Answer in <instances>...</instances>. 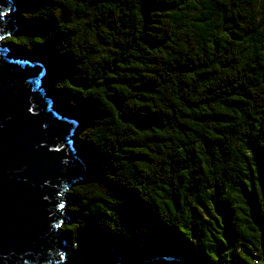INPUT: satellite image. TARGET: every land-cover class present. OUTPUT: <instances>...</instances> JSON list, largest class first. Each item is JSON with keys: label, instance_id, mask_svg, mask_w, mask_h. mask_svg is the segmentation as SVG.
I'll use <instances>...</instances> for the list:
<instances>
[{"label": "trees", "instance_id": "16d2710c", "mask_svg": "<svg viewBox=\"0 0 264 264\" xmlns=\"http://www.w3.org/2000/svg\"><path fill=\"white\" fill-rule=\"evenodd\" d=\"M257 1L196 0L188 17L193 0H14L3 43L43 65L45 89L77 122L85 177L67 190L65 242L89 234L122 258L264 264Z\"/></svg>", "mask_w": 264, "mask_h": 264}, {"label": "water", "instance_id": "95a60500", "mask_svg": "<svg viewBox=\"0 0 264 264\" xmlns=\"http://www.w3.org/2000/svg\"><path fill=\"white\" fill-rule=\"evenodd\" d=\"M14 0H0V39L14 34ZM0 44V264H190L122 258L89 234L65 242L67 190L85 177L77 122L43 85L44 67Z\"/></svg>", "mask_w": 264, "mask_h": 264}, {"label": "rangeland", "instance_id": "374dc122", "mask_svg": "<svg viewBox=\"0 0 264 264\" xmlns=\"http://www.w3.org/2000/svg\"><path fill=\"white\" fill-rule=\"evenodd\" d=\"M193 1H194L193 5H191V7L187 10V16L188 17L197 16L198 13L201 10V8H199L200 7L199 3L196 2V0H193ZM257 2L258 3L253 8V13H254V15L256 17V20L261 23V31H262V34H263V39L260 42L256 43V47L258 48L259 51L264 53V19L260 18L261 17V13H263L264 11H263V8H262L261 3H260L261 1L258 0ZM13 12H14V10H13ZM220 30L225 32V30H224V28L222 26L220 27ZM7 37H9V36H7ZM7 37H5V38H7ZM5 38L0 39V44H3V41H4ZM183 257H185V255H183Z\"/></svg>", "mask_w": 264, "mask_h": 264}, {"label": "built area", "instance_id": "2783aa9c", "mask_svg": "<svg viewBox=\"0 0 264 264\" xmlns=\"http://www.w3.org/2000/svg\"><path fill=\"white\" fill-rule=\"evenodd\" d=\"M254 263H256L257 261L256 260H253Z\"/></svg>", "mask_w": 264, "mask_h": 264}]
</instances>
